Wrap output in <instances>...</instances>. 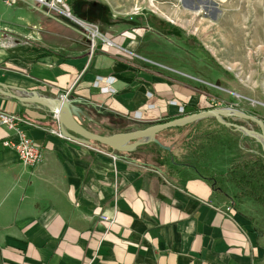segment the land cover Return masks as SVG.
<instances>
[{"label": "crops", "instance_id": "0c3cea01", "mask_svg": "<svg viewBox=\"0 0 264 264\" xmlns=\"http://www.w3.org/2000/svg\"><path fill=\"white\" fill-rule=\"evenodd\" d=\"M147 1L139 0L128 22L103 0H68L76 18L97 24L125 50L99 44L91 53L75 22L33 0H12L16 9L0 10V83L17 95L68 96L101 135L213 107L189 63L196 51L190 35ZM98 77H114L115 93L94 86ZM0 109L37 124L27 130L44 153L37 167L24 166L4 146L15 133L0 129V264H264V229L228 180L246 159L241 147L211 149L197 162L181 144L169 151L178 164L159 166L139 148L115 152L50 134L54 115L36 104L0 95Z\"/></svg>", "mask_w": 264, "mask_h": 264}, {"label": "rangeland", "instance_id": "374dc122", "mask_svg": "<svg viewBox=\"0 0 264 264\" xmlns=\"http://www.w3.org/2000/svg\"><path fill=\"white\" fill-rule=\"evenodd\" d=\"M103 1L119 17L130 22L136 20V16L131 14L137 12L139 0ZM150 1L153 0H148L145 6L162 15L156 8L151 7ZM174 3L178 6L175 8L181 11L180 15L173 13ZM155 5L160 7L163 15L165 13V16L185 29L182 30L183 34L186 35L187 32L190 35L187 44H191L196 51L189 63L196 66L198 76L203 80L199 85L206 89L211 98V108H233L264 121V0H178L165 5H159L155 0ZM11 6L5 0H0V10L17 8L14 3ZM100 31L104 33L102 28ZM113 42L118 45L116 39ZM146 42L150 44L151 40L147 38ZM99 44H102L101 41ZM167 44L169 43L157 42V45H164L165 48H168ZM233 120L258 130L256 123ZM200 122L196 127L199 133L209 137V143L203 149L192 153L197 156V162L209 150L227 146L241 147L246 154L243 162H256L264 157L263 148L255 138L229 129L215 119ZM193 130L191 127L181 131L174 129L160 133L157 137L163 145H175L173 149H178ZM176 135L180 138H176ZM177 141L179 144H175ZM232 184L235 186L232 192L236 200L240 203L247 201L248 211L260 221L264 229V205L255 199L257 195L254 198L244 197L242 188ZM243 186L246 187V184Z\"/></svg>", "mask_w": 264, "mask_h": 264}, {"label": "water", "instance_id": "95a60500", "mask_svg": "<svg viewBox=\"0 0 264 264\" xmlns=\"http://www.w3.org/2000/svg\"><path fill=\"white\" fill-rule=\"evenodd\" d=\"M11 91L10 87L0 83V95L16 99L22 103L36 104L41 108L47 109L53 115L58 116L59 129L65 137L86 145L92 146L99 144L110 147L115 152L131 153L136 151L140 146L156 144L166 151H171L175 145H163L157 137L160 133L174 128H183L205 119H215L218 123L229 129L255 138L261 144L264 153V121L258 117L233 108L202 110L165 123H158L145 129L101 135L89 130L80 116L82 111L68 99L51 98L40 93L31 92H23L22 95H17ZM232 119L256 123L258 125V130L230 121Z\"/></svg>", "mask_w": 264, "mask_h": 264}, {"label": "built area", "instance_id": "2783aa9c", "mask_svg": "<svg viewBox=\"0 0 264 264\" xmlns=\"http://www.w3.org/2000/svg\"><path fill=\"white\" fill-rule=\"evenodd\" d=\"M36 2V5L40 8H46L48 11V15L56 13L61 14L68 19H71L75 22L79 27L84 31L87 40L90 44L91 53H94L96 48L99 45V41L103 45H107L109 47L115 48L118 52L125 51L121 46L116 45L113 42V39H110L103 35L100 31V27L97 24L91 23L89 21L81 20L76 18L73 13L71 6L68 0H33ZM6 4L11 6L12 0H5ZM114 77H98L94 86L101 87L102 84H106L105 87L102 88L106 93H115L114 88L111 85L115 82ZM148 97L152 98V93H148ZM63 99H68V96ZM170 105L178 107V114L185 115L186 109L184 106L179 105L177 101H171ZM155 105H148V109H154ZM143 118L142 112H137L134 115V119L141 120ZM54 121L56 123V129L48 131L50 134L65 140L75 141L71 138L65 137L59 129V118L54 115ZM6 128L15 133V138L6 139L4 141V146L12 149L17 152L22 164L29 168H35L43 162L44 153L43 147L37 141L32 139L29 136L28 128H39V126L28 119L22 117L16 113H9L0 109V129ZM77 142V141H75ZM112 158L116 161L117 157L115 155H111ZM103 220L108 222L109 225H113L115 223V219H110L108 217H103Z\"/></svg>", "mask_w": 264, "mask_h": 264}, {"label": "trees", "instance_id": "16d2710c", "mask_svg": "<svg viewBox=\"0 0 264 264\" xmlns=\"http://www.w3.org/2000/svg\"><path fill=\"white\" fill-rule=\"evenodd\" d=\"M73 13V11H72ZM74 15V14H73ZM130 22V21H128ZM212 109V108H209ZM208 110V109H205ZM193 113H197V110H192ZM173 119H168L165 121H161L159 123H165L168 121H171ZM208 120V119H207ZM198 124H192L183 128H193L194 130L187 136V138L183 142V147L192 153H196L198 149H203L204 146L209 143V137L204 133H199V129L196 127ZM149 126L140 127V129H145ZM183 128H174L178 131L183 130ZM170 129L164 132H169ZM162 132V133H164ZM112 133H109L108 135H111ZM99 145V144H97ZM103 147L104 149L113 151L110 147L99 145ZM201 147V148H198ZM145 151L144 155L148 157V161L154 162L157 161V164L160 166H168L170 167L171 164H178V160L172 155L171 152L166 151L159 147L158 145L152 144V145H146L141 146L138 149ZM156 157L158 160H156ZM156 164V162H155ZM242 164V165H241ZM242 174V175H241ZM228 180L231 183H235L239 187L242 188L244 197H252L253 198L257 195V201L260 202L262 205H264V157H261L256 160V162H243L239 165L234 166L232 169H230L228 173ZM244 181V182H243ZM246 184V187L243 186Z\"/></svg>", "mask_w": 264, "mask_h": 264}, {"label": "flooded vegetation", "instance_id": "af4514ba", "mask_svg": "<svg viewBox=\"0 0 264 264\" xmlns=\"http://www.w3.org/2000/svg\"><path fill=\"white\" fill-rule=\"evenodd\" d=\"M230 121H232V122H235V120H233V119H232V120H230ZM235 123H236V122H235Z\"/></svg>", "mask_w": 264, "mask_h": 264}, {"label": "bare ground", "instance_id": "6f19581e", "mask_svg": "<svg viewBox=\"0 0 264 264\" xmlns=\"http://www.w3.org/2000/svg\"><path fill=\"white\" fill-rule=\"evenodd\" d=\"M156 8V7H155ZM157 9V8H156ZM158 10V9H157Z\"/></svg>", "mask_w": 264, "mask_h": 264}]
</instances>
